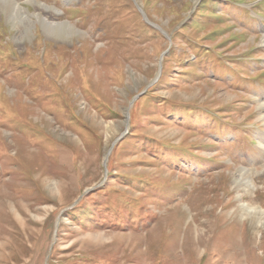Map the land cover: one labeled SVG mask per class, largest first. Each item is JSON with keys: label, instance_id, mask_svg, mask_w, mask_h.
<instances>
[{"label": "rangeland", "instance_id": "obj_1", "mask_svg": "<svg viewBox=\"0 0 264 264\" xmlns=\"http://www.w3.org/2000/svg\"><path fill=\"white\" fill-rule=\"evenodd\" d=\"M0 264H264V0H0Z\"/></svg>", "mask_w": 264, "mask_h": 264}, {"label": "bare ground", "instance_id": "obj_2", "mask_svg": "<svg viewBox=\"0 0 264 264\" xmlns=\"http://www.w3.org/2000/svg\"><path fill=\"white\" fill-rule=\"evenodd\" d=\"M251 212L254 213L256 216H257V214H259V211H258L256 208H253ZM254 214H253V215H254ZM257 218H258V217H257Z\"/></svg>", "mask_w": 264, "mask_h": 264}]
</instances>
